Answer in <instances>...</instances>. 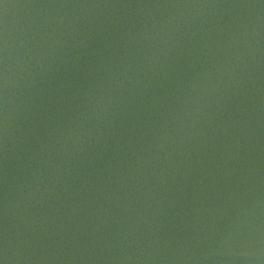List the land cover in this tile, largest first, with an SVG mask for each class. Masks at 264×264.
Listing matches in <instances>:
<instances>
[{
  "label": "water",
  "instance_id": "obj_1",
  "mask_svg": "<svg viewBox=\"0 0 264 264\" xmlns=\"http://www.w3.org/2000/svg\"><path fill=\"white\" fill-rule=\"evenodd\" d=\"M0 264H264V0H0Z\"/></svg>",
  "mask_w": 264,
  "mask_h": 264
}]
</instances>
